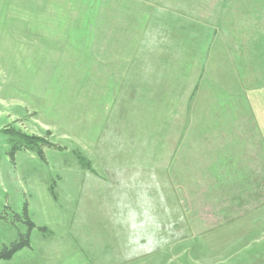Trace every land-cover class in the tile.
<instances>
[{
    "label": "rangeland",
    "instance_id": "rangeland-1",
    "mask_svg": "<svg viewBox=\"0 0 264 264\" xmlns=\"http://www.w3.org/2000/svg\"><path fill=\"white\" fill-rule=\"evenodd\" d=\"M192 50L179 83H147ZM261 104L264 0H0V250L28 237L0 264H207L264 240Z\"/></svg>",
    "mask_w": 264,
    "mask_h": 264
},
{
    "label": "crops",
    "instance_id": "crops-1",
    "mask_svg": "<svg viewBox=\"0 0 264 264\" xmlns=\"http://www.w3.org/2000/svg\"><path fill=\"white\" fill-rule=\"evenodd\" d=\"M187 43H189V42H187ZM174 47L175 48H172V50L177 49V45H174ZM141 52H142V49L139 47V53H141ZM181 55H184V59H183V57H180L179 59L175 58V56H178V54L170 55V57L167 59L168 61L166 60V62H167L166 65L168 67V70H166V72L165 71L161 72L159 70L157 72L158 76L153 78V75H154L153 74L152 77L148 78L149 81H147V83H159L158 81H156L157 78L160 79V81H161V78H163V81H166V83H179L181 81L182 77H185L188 74L187 71L190 70V65H191L190 63L193 61V58H194V60L197 59V54H193V50L190 53V55H188V54L186 55L183 51H182ZM186 56H191V57L186 58ZM141 58H142L141 60L144 61V56H142ZM207 58H208L207 56L202 55L201 61H203ZM206 62H207V64L209 63L207 60H206ZM207 64H206V66H209V64L208 65ZM204 66H205V62H203V65H201V67L199 69H197V68L192 69L191 68V70L192 71L195 70L196 72L201 71L202 75H203ZM161 69L163 70V68H161ZM145 71L149 72L151 70H145ZM152 73H153V71H152ZM195 81H197V80H194V82ZM160 83H162V82H160ZM252 103H253V101H250L251 107H253V105L256 106L255 103H253V105H252ZM262 107H263V105L261 104L258 111H257V108L255 109L254 117L256 119L255 124L260 125L261 135H264V109H262ZM216 182L219 183V182H223V181L220 180V181H216ZM218 191L215 193L220 194L221 189L219 188ZM168 195H169V193H168ZM172 197L174 200H176V195L172 196ZM172 197L170 195V199ZM159 198H161L160 194H159ZM166 198L167 197L165 196L164 199H166ZM219 216L224 217V213L219 211L218 220H220ZM137 242H139V241H137ZM141 243L143 244L144 241ZM218 243H220V241ZM183 245L186 246L185 244H183ZM159 246L164 248V246H166V245L160 244ZM168 246L170 247L169 250H172L171 248L173 245L169 244ZM177 246H179V245H177ZM223 259L224 260H221L220 262H215V263L211 262V263H207V264H264V240H256L253 243V245H247V244L245 245L244 244V245H242V247L239 250L233 252L229 257L223 258ZM196 261L197 260L194 259L189 264H199V263H195ZM123 262H127V261H123ZM200 264H203V263H200Z\"/></svg>",
    "mask_w": 264,
    "mask_h": 264
},
{
    "label": "trees",
    "instance_id": "trees-1",
    "mask_svg": "<svg viewBox=\"0 0 264 264\" xmlns=\"http://www.w3.org/2000/svg\"><path fill=\"white\" fill-rule=\"evenodd\" d=\"M202 72L200 71V78H201ZM202 79V78H201ZM10 135L9 138V143H10V148H11V152L15 151V150H20L21 148H26V149H37L35 142L38 140L34 137L28 136V135H23L20 133H15V132H11L8 133ZM35 153H38L37 150ZM39 154V153H38ZM89 168V167H88ZM28 241V237L27 239L22 242V243H18V244H12L9 247H5L2 248L0 250V260H7L10 257H12V255L19 250L20 248H22L26 242Z\"/></svg>",
    "mask_w": 264,
    "mask_h": 264
}]
</instances>
